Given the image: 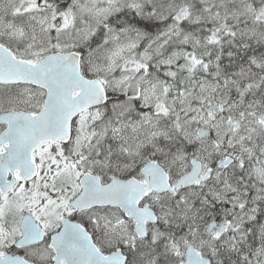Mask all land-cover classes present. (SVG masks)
Masks as SVG:
<instances>
[{
    "label": "snow or ice",
    "instance_id": "1",
    "mask_svg": "<svg viewBox=\"0 0 264 264\" xmlns=\"http://www.w3.org/2000/svg\"><path fill=\"white\" fill-rule=\"evenodd\" d=\"M0 264H264V0H0Z\"/></svg>",
    "mask_w": 264,
    "mask_h": 264
}]
</instances>
